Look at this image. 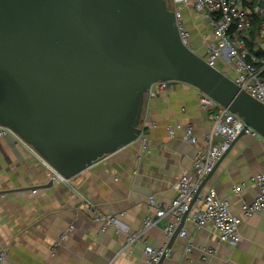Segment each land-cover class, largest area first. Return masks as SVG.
Returning a JSON list of instances; mask_svg holds the SVG:
<instances>
[{
  "label": "water",
  "instance_id": "obj_1",
  "mask_svg": "<svg viewBox=\"0 0 264 264\" xmlns=\"http://www.w3.org/2000/svg\"><path fill=\"white\" fill-rule=\"evenodd\" d=\"M157 82L198 89L264 139V105L182 42L168 0H0V126L63 177L138 141Z\"/></svg>",
  "mask_w": 264,
  "mask_h": 264
},
{
  "label": "crops",
  "instance_id": "obj_2",
  "mask_svg": "<svg viewBox=\"0 0 264 264\" xmlns=\"http://www.w3.org/2000/svg\"><path fill=\"white\" fill-rule=\"evenodd\" d=\"M181 12L191 34V49L204 56L211 34L206 16L192 7H181ZM200 94L192 86L173 82L166 91L147 97L142 124L147 142L139 138L109 155L73 177L71 186L52 182L48 163L22 140L0 139L1 264H113L127 234L141 233L148 216L155 224L124 251L128 259L131 264H143L145 245L166 246L170 217L158 220L149 199L169 207L179 178L187 172L194 179L196 152L219 141L209 137L214 124L200 105ZM189 128L197 138L194 145L186 140ZM263 168L264 139L244 134L195 201L182 229L186 237L178 236L162 264H264V210L243 219L237 245L220 243L211 226L198 230L191 221L210 190L219 198H228L231 212L241 216L243 207L258 196L251 179ZM236 186H243L239 194L234 193ZM86 202L102 214L115 216L121 227L102 232ZM70 225L73 231L61 241ZM55 243L60 244L53 254ZM189 243L212 248L215 254L205 257L198 249L186 253Z\"/></svg>",
  "mask_w": 264,
  "mask_h": 264
},
{
  "label": "built area",
  "instance_id": "obj_3",
  "mask_svg": "<svg viewBox=\"0 0 264 264\" xmlns=\"http://www.w3.org/2000/svg\"><path fill=\"white\" fill-rule=\"evenodd\" d=\"M170 9L175 12L176 24L182 42L191 48V34L186 28L181 7H192L195 11L203 13L211 27L210 38L205 42L206 53L204 60L212 67L220 69L251 97L264 105V0H168ZM173 82H157L152 85L147 97L156 96L168 89ZM200 105L209 113L213 121V128L209 137L218 138L214 145L200 148L193 159L194 179L185 172L175 185L176 197L169 207H163L155 198L149 199L150 209L156 212V218L170 217L166 227L167 237L173 234L178 227L183 215L189 209L198 192L200 185L212 172L224 154L231 148L242 132L258 137L253 129L246 126L244 121L227 108L221 106L206 94H200ZM141 128L143 129L142 125ZM13 136L20 139L12 130L0 126V139ZM143 144L147 139L140 137ZM21 140V139H20ZM187 142L196 144L197 138L193 136L192 129L187 130ZM50 180L54 183L71 186L73 178H66L55 171L49 164ZM258 189V196L243 207L241 216L235 215L230 210V200L219 198L214 190L202 198L199 209L194 211L191 221L196 229L211 226L218 234L220 243L237 245L239 227L245 218H250L264 210V168L251 179ZM244 186V185H243ZM243 186H236L234 193L239 194ZM93 221L101 224V231L115 226L117 218L112 215L102 214L96 210L91 202H86ZM155 224L152 217H146L141 233L127 234L126 244L122 252L129 248ZM70 225L62 234L61 241H65L73 231ZM187 232L181 230L180 236L186 237ZM60 243H55L52 252L58 249ZM166 246L154 248L145 245L146 258L143 264H159ZM194 249L200 250L205 257L215 254L212 248L197 247L189 243L186 253ZM4 253L0 254V264L3 262Z\"/></svg>",
  "mask_w": 264,
  "mask_h": 264
},
{
  "label": "clouds",
  "instance_id": "obj_4",
  "mask_svg": "<svg viewBox=\"0 0 264 264\" xmlns=\"http://www.w3.org/2000/svg\"><path fill=\"white\" fill-rule=\"evenodd\" d=\"M129 219H132L129 217ZM116 227L120 228L121 224L119 221H116ZM113 264H131V261L127 257L126 252H121L117 258L114 259Z\"/></svg>",
  "mask_w": 264,
  "mask_h": 264
}]
</instances>
